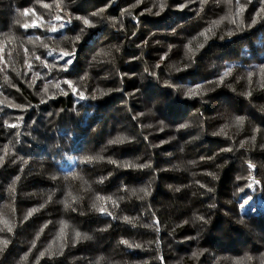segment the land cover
<instances>
[{
  "label": "trees",
  "instance_id": "1",
  "mask_svg": "<svg viewBox=\"0 0 264 264\" xmlns=\"http://www.w3.org/2000/svg\"><path fill=\"white\" fill-rule=\"evenodd\" d=\"M57 2L0 0V155L9 150L0 165V218L12 227L9 232L0 223V240L8 241L0 264H236L246 256L260 264L264 21L247 25L264 0H252L240 28L225 19L206 41L194 38L228 15L226 0H167L159 16L145 11H159L154 0L137 7L135 0H113L104 13L109 20L94 19L97 27L71 43L63 37L77 35L79 21L58 33L48 31L47 22L59 27L56 15L90 16L108 0H64L63 12ZM126 8L131 14L121 16ZM25 9L30 14L20 16ZM113 19L120 21L116 27ZM33 22L40 26H22ZM190 41L194 49L205 44L194 63L185 56ZM61 51L74 53L67 70ZM102 51L110 55H98ZM185 64V71L172 68ZM228 68L232 74L223 85H209ZM197 84L205 86L204 94L187 98L183 90ZM234 117L244 124L233 126ZM222 128L226 135H216ZM117 137L125 142L109 143ZM85 156L103 159L85 162ZM127 164L137 167L121 166ZM140 189L150 195L141 199ZM154 221L158 230L145 227ZM77 232L86 238L77 239Z\"/></svg>",
  "mask_w": 264,
  "mask_h": 264
},
{
  "label": "snow or ice",
  "instance_id": "2",
  "mask_svg": "<svg viewBox=\"0 0 264 264\" xmlns=\"http://www.w3.org/2000/svg\"><path fill=\"white\" fill-rule=\"evenodd\" d=\"M199 2L204 5L208 2V0H199ZM226 2L229 4V13L226 17H223L221 18L220 20H217V21H213L212 23V26L206 28L204 31H202L201 33H199L198 37L197 38H194L196 39L197 41L200 40V38H203L205 41L209 38V33H213L214 32V28L216 27L217 24L221 23L223 20L227 19L229 20L232 24H235L237 25V28H240L243 24H244V21L243 19H241L243 17V14L246 10V7L252 3V0H235V6H234V10H233V0H226ZM113 3V0H108V2L103 6L101 7L100 9H98L97 11L93 12L90 14V16H62V15H56L55 16V20L60 22L59 23V27H56L51 20H49L47 22V24L49 25L48 27V31L52 32V33H58L60 32L61 30L65 29L67 25L69 24H72L73 23V20H76V21H79L80 22V29H79V33L77 35H75L74 37H68V36H64L63 39L64 40H67L69 41L70 43L71 42H78L80 41L81 39V35L85 34L87 32L88 29H91V28H95L97 27L96 23H94V19H99L101 21H105V20H109V17H107L106 15H104V13L107 11V8L110 7ZM145 3V0H135V4L132 5V7H137L138 5H141ZM64 4V0H58L57 3H55V8L56 9H59L60 12H63L64 11V8H63V5ZM44 8L46 9H51L53 7L52 4H43L42 5ZM159 8V11H156V12H153V8H146L145 11L147 13H150V14H153V15H157L159 16L161 12H163L165 10V7L167 6V0H154V3H153V7H157ZM187 5H184V4H181L180 7L181 8H184L186 7ZM30 11L31 10H28V9H25L23 12L19 13L20 16H28L30 14ZM125 14H131V9L130 8H126L124 9V11L121 13V16L125 15ZM144 13H140V15H143ZM261 21H264V7H262L256 14L254 17H252L250 23L247 25L248 27H251L253 25H256L257 23L261 22ZM20 21L17 20V23H19ZM119 19H113L111 21V26L112 27H116L117 23H119ZM25 29H28L29 27H32V28H36V27H39L40 25H38L37 23L33 22L32 24H23L22 25ZM235 33L233 32H229L228 35L231 36V35H234ZM223 38V37H221ZM38 39V38H37ZM29 43H35V41L33 40L32 37H29ZM147 43V41H145V44ZM41 46L44 47V48H47L48 45L47 44H44V43H41ZM205 44L204 43H198L197 44V48L194 49L192 47V42L190 41L188 45H186V52H185V56L189 58V63H194V53L195 51H198L199 49H202L204 48ZM119 50V49H117ZM53 51H49L47 53V55L51 56L53 54ZM169 51H171V49H169ZM98 55H102V56H107V55H110L109 52H104L102 51L101 53H99ZM74 56V53L71 52V51H61L60 52V59L63 61V70H67V67L68 65H71L73 60H72V57ZM35 59L39 60L40 57H35ZM94 60L96 59V57L93 58ZM167 59V53L165 54V56H162L161 57V60H166ZM181 63H183V61H181ZM47 66V65H45ZM161 65L160 64H156L154 65L153 67L154 68H159ZM189 66V64H185L184 68H180V67H176L175 65L172 66L173 70H175L176 72H181V71H185L187 69V67ZM27 67L29 70H31L32 68V64L31 63H28L27 64ZM146 72L149 71V69H145ZM260 74L262 77H264V67H261L260 68ZM151 75L155 76L156 73L154 71H152L150 73ZM232 74V69L231 68H228L224 73L223 75L217 80V81H211V82H208L209 85H223L224 82H225V78L226 77H229L230 75ZM255 73H249V77H251L252 75H254ZM39 75L37 74V79H39ZM65 84L68 85V87L72 88V90L77 94V95H80L81 98H83V94L76 89L75 85L71 82V81H64ZM165 84L166 86L168 87H171V88H175L174 85H172L171 83H169L168 81H165ZM262 87H264V84L261 85ZM56 88H59L60 87V84L57 83L55 85ZM204 88L205 86L202 85V84H197L195 86H190L188 87L186 90H183V93L184 95L187 97V98H195V97H200L204 94ZM176 91H181V89L179 88H176L175 89ZM43 91L46 93L48 91V88L45 87L43 89ZM67 94V93H65ZM106 93H104L103 91H101V95H104ZM95 98V97H93ZM42 103L44 102L43 100L41 101ZM262 111H264V109H262ZM231 123L233 126L235 127H241L243 124H244V118L243 117H234L232 118L231 120ZM8 127L10 128H15V127H18V125L16 124H10L8 125ZM181 127H187V125H181ZM216 135H226L224 129H220V131L218 133H215ZM256 139L255 136H252L250 138L249 141H242L240 142V147L241 148H244L247 144H249L251 141H254ZM125 142V138L124 137H117L115 138L114 140L110 141L109 143H112V144H118V143H124ZM233 149L232 148H228V149H225L224 151H232ZM9 155V150L8 149H4L3 150V155H0V165H3L4 162H5V157ZM84 161L85 162H92L94 160H100V159H103L102 157H99V156H85L83 157ZM111 163L115 164L116 162L115 161H110ZM121 166H126V167H137V165H133V164H127V165H121ZM139 167H149V165H139ZM248 167L251 169V168H254L255 165L249 163L248 164ZM211 175V174H210ZM17 179H19V177H17ZM53 179H55V177H53ZM102 182V181H101ZM253 182L254 183H259V181H256L254 178H253ZM179 190V189H177ZM10 191H15V184L11 185L10 186ZM140 192L143 193V196L140 197L141 199H143L144 197L150 195V192L147 190V189H140ZM71 195V194H69ZM133 195H136L135 192H133ZM76 199L75 197H73V200ZM107 199H111V198H107ZM97 200L100 201V200H105V198L103 197H97ZM113 203V206H118L116 205V202L115 201H112ZM247 203V201L245 202ZM65 206L66 207H71V203L69 201H65ZM244 204H241L240 205V208L243 209L244 208ZM94 208H96L98 211H100L102 214H106V215H111V212H109L107 210L106 207L104 206H98L97 204H94L93 205ZM35 211H37L36 209H33L31 210L27 216L30 217ZM25 219H27V217H25ZM125 220V222L127 223H133V220L134 218H130V217H124L123 218ZM199 221L203 222V223H207V221L204 219V217H198L197 218ZM0 223H3L4 226L7 228V231L11 232L12 231V227L8 224V222L6 220H3L2 218H0ZM158 224H159V221H154L153 225H145V227H153V226H157L156 227V230H158ZM46 227V226H45ZM67 225H64V227L61 228V235H63L64 233V228H66ZM0 231H3V229H0ZM75 236L77 239H81V238H86V237H82L80 233H75ZM122 243H124L125 245H128V246H132V245H129V242L128 241H122ZM8 245V241L7 240H0V252H3L4 248H6ZM35 245L33 244V247ZM50 251V250H49ZM45 255L44 252H41L40 253V256L43 257ZM199 255V253H194L193 256H197ZM253 260V257L251 256H246L244 258H242L241 260H238L236 261V264H251V261ZM260 264H264V257L260 258Z\"/></svg>",
  "mask_w": 264,
  "mask_h": 264
}]
</instances>
